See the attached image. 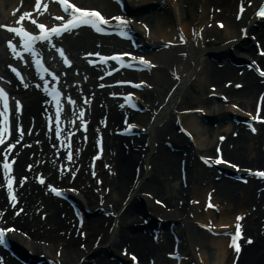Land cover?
<instances>
[{
	"label": "bare ground",
	"instance_id": "bare-ground-1",
	"mask_svg": "<svg viewBox=\"0 0 264 264\" xmlns=\"http://www.w3.org/2000/svg\"><path fill=\"white\" fill-rule=\"evenodd\" d=\"M17 1L19 2L20 0H8L7 3L9 5H13L16 4ZM30 1L31 0H23V3L27 5L28 8H31L32 6ZM152 1L153 0H137L136 2L133 0L126 1V5H128V9L125 8L127 13L129 11L132 17H136L135 20L141 19L143 21H148V25L150 26V32L148 36L149 38L141 35L140 39L143 45H146L147 43L148 45L151 44L155 45V47H159L160 42H162L161 39H171L172 35L175 33L176 25H180L182 27V33L186 36L189 44L187 46L180 47L179 50H185L188 53V56L184 59L180 56V54L178 56L175 53L174 55L173 53L171 54L166 52L164 48L159 49V51L156 53H151L153 59H155L158 64L161 65L162 63L166 66L170 64V67L173 65L176 66V73L178 75L177 80L169 77L165 71H162V67L158 72L152 73L151 77H148L149 84H154V86H158L159 88L166 85L168 89L167 91L159 92L155 96L150 94V91L148 90H144L141 93L143 97L142 104L144 107L148 108L149 111L144 113L141 118H138V124L145 129L144 134L141 136L140 141L137 142L139 147H137L138 145H135L137 147L136 148L134 145H132L131 149L127 153H125L120 144L117 142L114 143L116 156L113 159L112 168L116 176L111 177L106 175L103 170L99 171V174H101L103 177V184L105 186H109L108 194L103 196V204H97V196L92 193L89 187L85 185V188L82 190V195L84 196L85 200L83 201V204L80 205L86 207L87 209H93L95 207H98L99 209L101 206L105 211H111L117 215L115 218L110 216L106 218L101 213L94 211L90 218L87 217V219H85L84 228L86 229L87 236L84 241L81 239L79 242V247L77 241L68 234L69 232L73 231L75 227L72 225L73 221L68 219V217L70 218L72 215L66 203L63 202L59 205L53 198L44 196L42 194V188L36 187L33 182L29 181V183L22 185L18 190L20 199L19 202L23 203L25 208L24 212L26 213L9 220L10 223L14 222L16 227L21 228L24 232H26L28 239L16 234L9 235V238H11V240L16 243L15 247H17L19 254L28 259L30 264H39L36 261H42L40 264H92V261L97 262V264H116L118 257H116V255H114L111 250L120 247L118 250L121 252V249L124 246L128 250L132 249L133 251H136L140 260L145 261L149 256H151L154 257V259H157L156 264H170V262H173L171 260L168 261L161 256L163 248L167 247L168 242H170V244L173 243L170 235L168 236L167 231L163 232L162 236L161 234H156L153 237L157 238V242L154 243L151 239L152 235H154V233L152 234V230L149 232L147 231L148 233H146L139 231L142 230V228H139L138 230L130 226V221L133 218V215H130V213L135 211H139L142 215L149 217L151 221H154L158 216L162 217L165 221L176 220L178 217L181 219V222L184 223L185 227L187 225L190 226V223L193 220H207V222L204 224L211 223L212 227H214L213 230L215 231H217L219 226L223 227V229L232 227L231 224L234 223V217L232 215L234 214V216H236L242 214L241 226H243L244 232H246V240L252 239V243H248V240L246 243V240L244 241L243 248L241 249L240 254L238 253L240 256L238 257L236 263L264 264V231H262V225L260 221V218L264 217V215H261V213L264 211V192L259 190V179H253L251 184L241 185L230 177L218 176L217 180L211 177L212 170L215 171L214 167L223 168V171H227V169L229 170L230 168V165L228 164H232V168L236 166V163H240L241 167L249 165H261L262 161H264V125H260L261 130L260 132L258 131L256 135H246L243 130V132L239 133L236 138H229V136L231 137V131L233 130L232 126L241 128L240 123L234 125H230V122L224 124L220 123L223 118H230V112L232 109H228L225 107V105H217L214 102V99L207 98L205 95L206 92L203 91V86L208 81L211 82L209 85H207V87L210 86V84H213L214 80L220 83L221 81H219V79H224L225 76H227L226 78L236 77L237 72H233V70L227 68V66V69H225L222 73L218 72L215 68H209L207 70L206 66H209V64L203 66V59L208 49L200 48L199 43L197 47H194L196 38H194V33L190 31L192 26L200 27L202 24L207 22V19L209 18L208 10L211 6L219 5L223 12L226 9L231 10V1L165 0L164 2L170 6L173 14L171 13L170 9L167 12L162 11L164 10L162 9V6L160 5V8L157 7L156 4L152 5V14L150 13L147 15L142 14L138 8L133 7L137 6L138 4L147 5V3H153ZM4 2L6 1L0 0V15L2 14L0 23L6 21L7 19L9 20V17L5 14L7 7H5L6 5H4ZM81 3H83L82 5L87 8L89 6L99 5L103 11L108 14V16L109 14L111 15L115 12H118V8H116V6L110 7L108 6L109 4L105 5L104 1L102 0H88L87 2L82 0ZM216 17L218 16L216 15ZM224 19L225 25L222 30L217 31V29L209 28L205 29L204 31L206 33V37L209 35L214 36L215 40L217 38L219 39V34L223 32V38L226 41L228 40V42L226 45H222L216 50H226L230 52L228 50L230 47L234 50L241 48L253 56L254 50L248 45L249 43L247 41H244L243 43V41L237 40L238 36L241 34V28L246 27L247 30L251 32L254 31L253 20H247L246 13L238 21H234L229 14ZM133 26L136 30H138V32L141 31L140 34L142 33L141 28L137 26L136 23H134ZM84 33L86 34V32ZM84 33L81 32L80 35H78L77 33L73 32L72 34H74V36L71 39H65V36L60 39V42L65 44L66 49L72 52L73 57L76 59V66L81 64L80 59H78V56L81 54L80 51L93 45L92 40L89 39L90 36L88 37ZM257 34L258 38L261 39L262 44L264 45V30L257 31ZM4 35H6V33L1 30L0 39H2ZM118 45H121L120 47L125 49L128 46V42H120ZM85 51L86 50L83 52ZM235 52L237 54L239 51ZM203 53L205 54L204 57ZM0 59L1 63H4V61L8 60L4 49L1 48V42ZM258 59L264 63V59L260 57ZM210 66L212 65L210 64ZM197 67H199V73L196 72ZM195 73L198 76V82H201V84L198 90H196L198 94L194 97V101L199 104V108L203 107V110H206L205 117L209 119L214 118L215 121H219L218 124H215L214 126L212 125L211 128H206L204 125H202L201 117L197 116L195 113H191L190 115L182 114L180 115V119L183 120L187 125L186 127H189V129L192 131L193 143L188 141L184 143L181 142L180 144L182 149L177 153H172L167 149V147L163 145L162 142H159L154 154V141L155 139L158 141L157 138L159 139L162 137V131L167 132L171 139L182 141V137L178 135L175 130L173 131L171 117L174 113L177 114L179 110H182V108H180L182 99H179V97L182 96V90L184 89V86L187 85L189 79L191 78L190 76L192 74L195 75ZM240 79H242L243 85L238 91L220 88L221 86L219 88L220 90L224 89L227 91L226 93H229V98L232 102H239V105L243 108L241 111H243L245 115V113L248 111L252 112L253 110L250 105V98L252 97L253 93L258 91L260 84L258 83L259 79H257L251 71L246 72ZM92 80L93 79H90V81H88L89 83H87L90 84ZM88 84H84L83 82L84 87H87L85 85ZM174 84H176V86L171 92V96L167 98V92ZM66 88L69 92H73L75 90V88H73V91L69 87ZM153 90L154 87L152 91ZM259 94L260 92L257 95ZM21 95L23 96L24 100L25 113L28 112V114H32L36 119L33 125V129L36 130L40 124L38 114H40L42 110L37 103V101L40 100L39 94L35 93V91H25V93H21ZM262 98L263 100L260 106L261 109L259 114L264 112V96ZM110 102L111 101L107 102V116L111 124L112 122L114 123V121L117 120L121 115L116 112L115 106H112V103L110 104ZM249 112L247 114H249ZM25 113L21 120L22 124H25V129H27L29 126V120H27L28 115ZM253 114L254 113L252 112V116H254ZM164 117L167 118L168 125L164 127L165 129L163 128V130H159L160 128L158 129L156 126ZM237 117L242 118L241 115H237ZM217 134L218 136L225 135V141H222V143L221 141H216ZM144 141H146L148 145L144 150H142ZM11 142H13V140ZM215 144L221 149V160H218L216 155L212 157V153L215 151ZM8 149V147L6 149L1 148L0 155L6 153ZM27 151H33L36 154V150L32 148L28 149ZM194 153H199L200 157H207L210 159V161L209 163H206L207 166H209V169L199 165V173H197L195 177L192 178L191 170H189V168L190 163L193 162L191 159H193L192 157ZM11 154L17 157L14 169L19 172L21 169L18 164L23 162V160H27L25 154L23 151L19 152L16 147L12 149ZM182 158L185 160L182 163L184 170H186L185 183H187L184 186L185 188L182 187V183L179 184V186H176V183L174 185L167 184L164 186L163 180H165V178L160 180L159 175H163L165 171H168L174 176L176 165L179 167ZM32 159L33 158L29 159V161L31 162ZM84 160V157L79 159L81 163V169L86 168L84 165ZM144 163H153V168L155 171L149 172L146 168V165L144 169ZM137 165H139L140 168L138 171L139 174L135 179L134 168ZM39 168L45 175L48 173V169H52L50 165H43ZM2 172L3 170L0 168V177ZM227 173L231 174V171H227ZM217 174L218 173L216 172L215 175ZM232 174L234 173L232 172ZM213 175L214 174H212V176ZM46 177L48 180L50 178H54L48 175ZM190 178H192V181ZM80 180L81 178H78L77 181L75 180V182H77L75 185L78 186V183L85 184L83 180ZM88 181L92 182L90 178H88ZM94 187L96 186L94 185ZM197 190H204L202 198L203 196L205 197V191L211 193L207 199H210V205L217 207L215 211L218 210L219 214H215V212H212L211 210H208L207 212H198L196 208L194 209L195 211L193 220L190 218H185L184 215L187 213V209L188 211L192 210V208L188 206L189 199L186 198V201H184L182 205L178 203L177 199H184L183 194L186 193L185 197H187V194ZM147 193L153 195L154 198L164 201L168 210L161 209L160 206L153 204L152 201L149 200ZM126 198L127 204L123 205L122 201ZM40 204H43L41 207L45 208V211H47V217L45 221L40 220V213L42 211L38 214H35L36 209L41 208L39 207ZM8 206V200L5 199L1 189L0 209L5 211L3 216L0 212V217L2 216V219L11 217L12 213L14 212V210L8 208ZM61 211L64 212V218L60 215ZM112 220L116 223V233L114 232L115 234H113V230H110V232L108 231V227L111 225L110 222ZM178 222L180 223V220ZM46 225H48L49 228H47ZM174 225L176 226V224ZM61 229H63V231L60 233L59 230ZM176 229H178L177 234L179 235V238L182 240L183 244L182 236H184V229L181 227H176ZM187 233L188 235H185L187 239L184 240L187 241L186 245L181 244V248L184 252L189 251V243H192L193 247L197 246L195 243L196 238H193V228L190 229L187 227ZM97 235L101 236L100 241L98 242V247L93 248V243H95L94 241ZM106 241H108L110 244H108L106 248H100L101 244L106 243ZM226 243L227 239L225 237H209L208 243L202 239L200 241L201 253L205 259H212L211 264H231L232 255H230L229 249L227 250ZM209 249H212V251H209ZM58 251L60 256L56 254ZM41 253L43 254L42 258H40L42 255H39ZM111 255L113 257H111ZM82 256L84 259L81 261L80 259ZM109 256L112 259H110ZM259 261H263V263H258ZM6 263L21 264L17 260L11 259L10 257H7Z\"/></svg>",
	"mask_w": 264,
	"mask_h": 264
},
{
	"label": "snow or ice",
	"instance_id": "snow-or-ice-1",
	"mask_svg": "<svg viewBox=\"0 0 264 264\" xmlns=\"http://www.w3.org/2000/svg\"><path fill=\"white\" fill-rule=\"evenodd\" d=\"M62 2L65 3V11H71V17L72 18L68 19L66 21V23L63 22V17H61L60 19H61L62 23L59 26L52 27L50 30H47V31H42L39 35H33V33H31V32H26L23 28H11L10 30L14 31V32H19V33L23 34L24 36L29 37L28 43L31 44L34 41H41V40L49 39L53 33L59 34L61 31H66L72 26L92 25V26L96 27L97 31H103L104 29L99 27V23L101 21L104 24L109 23V21L106 20L105 17L102 16L98 11L92 10L90 12L87 9L78 8L75 4H72L71 7L69 8L67 6L66 0H62ZM259 14L264 16V8H262L260 10ZM25 15H28V14L26 13ZM97 17H99V20L96 19ZM20 19L23 20L24 16H21ZM114 19H115V21L121 22V24L125 23L123 21L122 17H120V16H116ZM4 27H9V26L5 25ZM38 27L41 30H44L46 28L45 24H43V23H40L38 25ZM122 34H124V33H122ZM11 43L12 42L9 41V44H11ZM61 54H63L62 50H61ZM113 59L118 60L119 57L113 56ZM139 60L144 61V57H140ZM262 74H264V73H262ZM0 97H3V108H4V112H5L2 121H0V124L7 126L9 124L8 116L6 114L7 110H8V99H7V96L5 95L3 89H0ZM7 130H8L7 127L0 126V144H4V141L6 139L4 132ZM21 131H22V129H21ZM55 131L57 133H59V131H60L59 124L56 125ZM7 147L10 149L13 147V145L11 143H9L7 145ZM3 168L5 170V175H7V173L9 171H11V166H10L7 159H4ZM259 174L264 175V171H260ZM7 183H8L9 189H11L12 184H13L12 178L9 177L7 179ZM6 231H8V229L0 228V237H3V235ZM232 243L236 246L237 250H239V245L236 244L235 239H233Z\"/></svg>",
	"mask_w": 264,
	"mask_h": 264
},
{
	"label": "rangeland",
	"instance_id": "rangeland-1",
	"mask_svg": "<svg viewBox=\"0 0 264 264\" xmlns=\"http://www.w3.org/2000/svg\"><path fill=\"white\" fill-rule=\"evenodd\" d=\"M252 100H253V98H252ZM252 100H251V102H252ZM186 101V102H185ZM188 101H190V98L189 97H187L186 99L184 98V104H183V106H190V102H188ZM252 104V103H251ZM194 169H196V167H194ZM194 173H195V170H194ZM194 175V174H193ZM194 177V176H193ZM168 183H166V184H163L164 186L165 185H167ZM177 186V185H176ZM196 193H197V191H196ZM196 193H191V196H193V195H195ZM200 194V193H199ZM201 194H202V191H201ZM192 227V226H191ZM194 229V228H193ZM195 230V229H194ZM193 238H196V244H198V242L200 243V241L203 239L206 243H208V237L206 236V235H204L202 232H200L199 230H198V232H196L195 231V234H194V237ZM199 240V241H198ZM199 245V244H198ZM209 251H211V249H209Z\"/></svg>",
	"mask_w": 264,
	"mask_h": 264
}]
</instances>
